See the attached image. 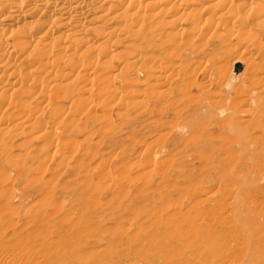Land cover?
I'll return each mask as SVG.
<instances>
[{
	"label": "rangeland",
	"instance_id": "obj_1",
	"mask_svg": "<svg viewBox=\"0 0 264 264\" xmlns=\"http://www.w3.org/2000/svg\"><path fill=\"white\" fill-rule=\"evenodd\" d=\"M261 6L255 0L249 10ZM166 22L156 18L152 28L174 32ZM166 34L161 45L172 47ZM184 40L196 48H181L183 72L164 87L154 85L149 69L131 74L130 56L114 55L107 68L118 101L99 96L108 89L83 84L78 98L93 101L66 113L67 130L8 139L10 165L27 163L29 175L0 172V202H11L1 210H9L2 211L13 217L10 224H23L18 235L26 240L49 226L43 239L52 244L55 264H264V67L258 72L243 64L220 76L217 69L243 47L222 48L211 34ZM136 74L137 82L125 81ZM233 86L259 97L234 108L240 101ZM43 116L44 124L50 121ZM254 133L262 135L250 142ZM45 150L42 163L24 161ZM15 254L0 255V264H20Z\"/></svg>",
	"mask_w": 264,
	"mask_h": 264
},
{
	"label": "bare ground",
	"instance_id": "obj_2",
	"mask_svg": "<svg viewBox=\"0 0 264 264\" xmlns=\"http://www.w3.org/2000/svg\"><path fill=\"white\" fill-rule=\"evenodd\" d=\"M253 1L0 0V172L10 171L21 179L29 175L27 163L22 167L10 165L8 139L14 138L13 134L20 136L26 131L45 139L50 137L48 133L53 129L67 130L70 115L66 113L85 109L91 101L78 98L82 93L81 85L98 87L99 92L104 90L102 88L108 89L109 93L105 90L107 94L100 93L96 97L108 95L112 101H118L117 94L111 89L107 68L108 60L114 55L131 57L127 65L130 73L149 69V79L156 87L162 88L170 78L178 79L183 72V62L179 59L181 48H196L189 46L184 37L211 34L219 38L222 48L238 52L243 47L235 61L217 69L220 76L240 69L243 64L247 69L259 68L260 72L264 67L260 64L264 63V0L259 10L250 11ZM165 12L166 18L163 17ZM204 14L208 15V19H203ZM156 18L166 19V26L174 28V32L168 35L162 30L171 40L172 47L168 43V46L161 45L165 44V34L152 28ZM229 33L233 34L231 40L227 36ZM120 36L124 39L120 40ZM119 46L124 47L118 52ZM155 48H160L161 58L148 54ZM259 57H262V62L258 61ZM216 59L222 60L223 57L217 56ZM141 61L143 67L138 69ZM137 80V74L125 78L129 83ZM259 83L264 89V73ZM230 91L240 101L235 107L233 105L237 109L259 97L258 93L250 92L246 99L237 86L231 87ZM230 106L228 109L233 108ZM43 114H49L50 118L45 124L42 122ZM258 135L262 134H250L248 140L257 142L261 137ZM54 139L52 143H59ZM45 154L46 150L41 151V156L28 153L24 161L37 162L44 159ZM18 156L19 164L23 157ZM6 162L9 168H5ZM35 185L31 184L32 187ZM6 201L11 203L10 199ZM8 204L4 206L1 203L0 210L3 206L7 209ZM2 210L0 255L5 257L16 253L17 259L21 258L20 264H32L26 263V258H39V264H55L50 261L54 256L49 252L52 244L43 239L44 231L47 232L49 226H44V231L38 237L26 240L24 233L18 235L19 227L22 228L23 224H10L13 217L4 213L9 210ZM54 245L59 249L57 244Z\"/></svg>",
	"mask_w": 264,
	"mask_h": 264
}]
</instances>
